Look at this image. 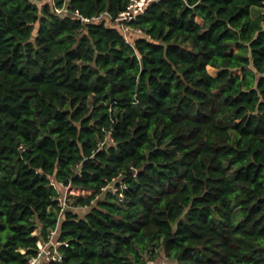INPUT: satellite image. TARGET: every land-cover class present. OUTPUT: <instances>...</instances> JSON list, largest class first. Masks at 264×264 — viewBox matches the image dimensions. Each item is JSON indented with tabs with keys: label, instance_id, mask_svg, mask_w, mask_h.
Returning a JSON list of instances; mask_svg holds the SVG:
<instances>
[{
	"label": "trees",
	"instance_id": "1",
	"mask_svg": "<svg viewBox=\"0 0 264 264\" xmlns=\"http://www.w3.org/2000/svg\"><path fill=\"white\" fill-rule=\"evenodd\" d=\"M132 1L0 0V264H264V0Z\"/></svg>",
	"mask_w": 264,
	"mask_h": 264
},
{
	"label": "built area",
	"instance_id": "2",
	"mask_svg": "<svg viewBox=\"0 0 264 264\" xmlns=\"http://www.w3.org/2000/svg\"><path fill=\"white\" fill-rule=\"evenodd\" d=\"M45 1V0H41ZM157 0H133L132 4L130 5L129 9L120 14L119 18L117 19L118 24L120 27L126 32V34L130 31V28L128 27L127 23L131 20L135 19L139 14L143 13L148 6ZM53 4L54 0H52ZM57 13H69V10L67 9H56ZM84 22L90 21L88 18H82ZM137 33L141 34V30H136ZM114 183V182H113ZM113 183L109 186V188H112L114 192H117V187L113 186ZM121 188H125L124 185H121ZM66 190L70 191L69 187L66 188ZM123 196L122 194L120 195ZM67 200V197L63 201V205H65ZM122 200V199H121ZM57 230H54L51 234V237L48 242L45 243H39V250L35 257L31 258L29 261V264H49L54 262H61L62 261V254L59 251V247L62 244L60 241L56 239ZM154 262H147L146 264H153Z\"/></svg>",
	"mask_w": 264,
	"mask_h": 264
},
{
	"label": "rangeland",
	"instance_id": "3",
	"mask_svg": "<svg viewBox=\"0 0 264 264\" xmlns=\"http://www.w3.org/2000/svg\"><path fill=\"white\" fill-rule=\"evenodd\" d=\"M256 10H257V9H253V13H255ZM209 72H210L212 75H216V73H217V71L214 70L213 68H209ZM90 194H91V192H88V191L85 192V191H79V190H76V189H72V190L68 191V190L65 189V191H64V198H63L62 201H64L65 198H66L68 195H81V196L86 197V196H89ZM64 206H65V205H64ZM75 210H77V211L80 213L81 216H83V215L88 211L87 208H84V209H83V208H82V209H75ZM153 264H166V259L163 258V257H161V258H159L157 261H154Z\"/></svg>",
	"mask_w": 264,
	"mask_h": 264
},
{
	"label": "crops",
	"instance_id": "4",
	"mask_svg": "<svg viewBox=\"0 0 264 264\" xmlns=\"http://www.w3.org/2000/svg\"><path fill=\"white\" fill-rule=\"evenodd\" d=\"M198 21H199L200 23H202V20H201V19H198Z\"/></svg>",
	"mask_w": 264,
	"mask_h": 264
}]
</instances>
